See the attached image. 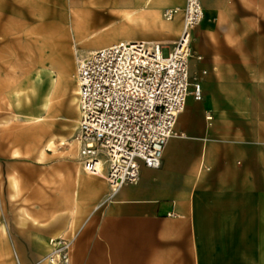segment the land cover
<instances>
[{
	"label": "crops",
	"instance_id": "1",
	"mask_svg": "<svg viewBox=\"0 0 264 264\" xmlns=\"http://www.w3.org/2000/svg\"><path fill=\"white\" fill-rule=\"evenodd\" d=\"M184 1L87 0L79 6L75 0H1L0 19L6 12L3 25L12 26L8 12L25 11V5L70 12L34 27L41 28V67L52 74L73 68L75 75L77 54L113 43L171 46L182 15L169 22L161 13ZM200 2L204 19L193 33L188 73L189 89L198 82L201 99L188 96L160 166L142 165L135 183L107 199L105 170L83 171L69 142L74 121L53 125L63 130L52 137L66 140H53L54 149L43 148L10 181L13 212L6 231L0 228V264H47L49 240L58 237L71 240L68 264H264V0ZM100 5L123 13L122 29L90 33V11ZM13 25L32 26L24 20ZM70 29L83 44L74 48V65L66 54ZM93 37L107 42L90 48ZM76 116L78 122L77 106Z\"/></svg>",
	"mask_w": 264,
	"mask_h": 264
},
{
	"label": "built area",
	"instance_id": "2",
	"mask_svg": "<svg viewBox=\"0 0 264 264\" xmlns=\"http://www.w3.org/2000/svg\"><path fill=\"white\" fill-rule=\"evenodd\" d=\"M182 15L181 30L171 46L159 42L121 41L75 57L78 125L69 139L86 173L103 176L107 199L139 178L141 166H160L163 147L189 95L201 99L190 81L194 30L204 19L200 0L166 8L171 20ZM50 264H68L71 240H51Z\"/></svg>",
	"mask_w": 264,
	"mask_h": 264
},
{
	"label": "rangeland",
	"instance_id": "3",
	"mask_svg": "<svg viewBox=\"0 0 264 264\" xmlns=\"http://www.w3.org/2000/svg\"><path fill=\"white\" fill-rule=\"evenodd\" d=\"M75 1L79 6L87 2V0ZM25 9L27 10L21 12H8L11 16L10 27L3 25L7 23L6 12H4L5 19L3 17L0 19V228L3 231H6L9 217H12L10 215L13 212L11 179L14 176H21L22 165L35 163V160L39 159V150L45 148L47 137L53 132L63 130L57 126L72 123V120L77 118L76 102H72L76 90L73 68L68 73L51 69L53 77L49 78L46 70L41 67L42 63L38 62L42 39L36 32L41 28L34 27L36 23L50 15L66 16L70 12H37L33 5H25ZM164 10L161 13V20L170 22L171 20H165ZM86 13V11L77 12L81 15ZM122 15V12L109 9L107 6H96L90 11V19L93 21L90 33L97 32L98 35H104L122 29L124 23ZM22 20L26 25L32 26L28 28L13 25ZM70 36L71 51L66 54L71 55L74 65V48L80 49L83 44L77 42L75 29H70ZM106 42L104 38L93 37L89 44L90 48H97ZM47 54L48 50L45 48L44 55ZM43 65L51 68L50 60L45 59ZM36 74H41L40 82H37ZM48 87L49 101L45 111L40 107V102ZM37 114H42L43 120L38 123L32 122L31 118ZM55 124L57 126L53 130L52 126ZM66 138L54 137L53 140L65 141ZM50 148L54 149V145Z\"/></svg>",
	"mask_w": 264,
	"mask_h": 264
},
{
	"label": "bare ground",
	"instance_id": "4",
	"mask_svg": "<svg viewBox=\"0 0 264 264\" xmlns=\"http://www.w3.org/2000/svg\"><path fill=\"white\" fill-rule=\"evenodd\" d=\"M178 14V13H177ZM166 20V19H165ZM46 71H49V70H46ZM40 72V71H39ZM41 73V72H40ZM48 76H49V78L50 79H52V77H53V74L51 73V71H49L48 72ZM40 77H41V74L40 75H38V74H36V79H37V82H40ZM49 79V80H50ZM52 90V89H51ZM44 92V91H43ZM48 92H49V87L48 88H46L45 89V92H44V97H43V99L41 100V102H40V107H42V109L43 110H47V105H48ZM72 102L73 103H75L76 102V97L73 95L72 96ZM74 111H75V109H74ZM43 118H44V116L42 115V114H37L36 116H33L32 118H31V121L32 122H35V123H38V122H41L42 120H43ZM73 123H74V127L76 128V126H77V118H75V119H73ZM77 122V123H76ZM63 138V137H62ZM51 145H54V142H53V137H52V135L49 137V139H47V141H46V144H45V147H50ZM48 149V148H47ZM42 148H40V150H39V153H42ZM59 238V237H58ZM54 239H57V238H53V239H50L49 240V245H52V243H50V241L51 240H54ZM49 247V246H48ZM46 259V258H45ZM45 263H47V264H50L49 263V261L46 259L45 260Z\"/></svg>",
	"mask_w": 264,
	"mask_h": 264
}]
</instances>
